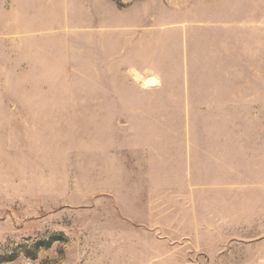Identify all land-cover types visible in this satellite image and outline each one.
Returning a JSON list of instances; mask_svg holds the SVG:
<instances>
[{"label":"rangeland","instance_id":"obj_1","mask_svg":"<svg viewBox=\"0 0 264 264\" xmlns=\"http://www.w3.org/2000/svg\"><path fill=\"white\" fill-rule=\"evenodd\" d=\"M110 1L144 14L123 48L91 0H0V264H264L215 224L254 188L218 146L264 147V0Z\"/></svg>","mask_w":264,"mask_h":264},{"label":"crops","instance_id":"obj_2","mask_svg":"<svg viewBox=\"0 0 264 264\" xmlns=\"http://www.w3.org/2000/svg\"><path fill=\"white\" fill-rule=\"evenodd\" d=\"M32 2L39 3V9H46L50 2L54 0H31ZM92 4L90 6V17L95 18V21L90 23V33L99 35V39L104 42H108L114 36V41L120 42L121 48L127 45L131 40L128 39L129 34H138L142 28L143 24V13L136 14V18H129V11L125 9H120L114 6L110 0H91ZM111 10V11H110ZM134 10V7H132ZM110 12L113 14V18L110 19ZM99 18H104L103 21L98 22ZM125 49H122L116 54H106V57H124L123 53ZM136 71L139 73H145L144 68H139L136 66ZM149 76L145 77L144 86H156L158 85L157 73L154 70L147 71ZM156 76V77H155ZM156 79L155 83H145L147 80ZM233 141L228 144L218 146L217 148V163H223L228 169H238L244 175L245 179L239 178L238 183L231 180V176L227 174L223 178V181L217 183V185L222 186H246L251 187V194L249 197L245 194H240L239 196L224 195L222 199H218V203H221L217 208L225 211L223 215L216 216V223L218 226H226L228 233L233 234H247V235H260L264 234V147L252 146V140H249L251 136L243 135L244 138L248 140H241V135H233ZM238 138V140H235ZM230 143V144H229ZM262 146V145H261ZM255 150V151H253ZM204 158L201 156V163L203 164ZM257 170L255 172L256 180H250L251 170ZM249 175V176H247ZM208 181L201 178L200 184L202 188L208 186ZM203 190V189H202ZM243 190V189H242ZM220 200V201H219ZM201 215H200V232H208L203 228L208 227L209 216L205 212L208 209V197L201 196ZM204 209V210H203ZM241 211L239 214H234L229 211L231 210ZM205 212V213H204Z\"/></svg>","mask_w":264,"mask_h":264},{"label":"bare ground","instance_id":"obj_3","mask_svg":"<svg viewBox=\"0 0 264 264\" xmlns=\"http://www.w3.org/2000/svg\"><path fill=\"white\" fill-rule=\"evenodd\" d=\"M157 80L156 79H150V80H147L145 83H155Z\"/></svg>","mask_w":264,"mask_h":264}]
</instances>
